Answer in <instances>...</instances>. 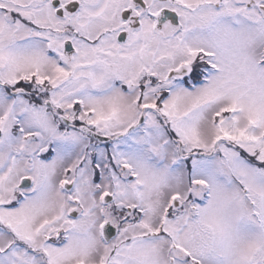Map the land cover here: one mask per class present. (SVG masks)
<instances>
[{"label":"snow or ice","instance_id":"snow-or-ice-1","mask_svg":"<svg viewBox=\"0 0 264 264\" xmlns=\"http://www.w3.org/2000/svg\"><path fill=\"white\" fill-rule=\"evenodd\" d=\"M0 264H264V0H0Z\"/></svg>","mask_w":264,"mask_h":264}]
</instances>
